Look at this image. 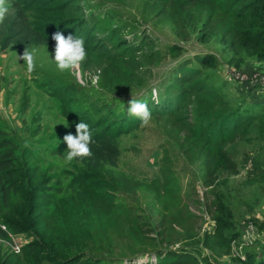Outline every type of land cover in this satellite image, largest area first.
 Segmentation results:
<instances>
[{"label": "rangeland", "instance_id": "rangeland-1", "mask_svg": "<svg viewBox=\"0 0 264 264\" xmlns=\"http://www.w3.org/2000/svg\"><path fill=\"white\" fill-rule=\"evenodd\" d=\"M23 1L8 0L1 28L21 9L29 17L32 5ZM231 1L79 0L98 35L116 30L128 48L101 64L87 53L65 71L54 61L55 45L33 38L27 49H35L36 68L29 72L19 45L3 48L7 37L0 36V125L46 182L47 221L60 219L63 201L80 202L75 176L92 171L104 188L68 230L64 254L77 259L70 264H257L264 255V108L260 91L249 96L234 82L248 77L240 71L246 59H258L238 32L240 4L230 8ZM262 75L252 78L256 88ZM178 97V111L155 107ZM132 98L147 103V125L128 114ZM102 120L114 133L126 125L113 147L92 139L91 157L67 161L63 137L75 135V121ZM32 238L2 226L0 251L22 255ZM28 261L20 260L58 264Z\"/></svg>", "mask_w": 264, "mask_h": 264}, {"label": "trees", "instance_id": "trees-1", "mask_svg": "<svg viewBox=\"0 0 264 264\" xmlns=\"http://www.w3.org/2000/svg\"><path fill=\"white\" fill-rule=\"evenodd\" d=\"M26 1L22 3L25 4ZM27 2L32 5L30 10L27 9V12L30 11L29 17L26 16L25 10L21 9L17 15L18 19L7 30L0 27V36L6 34L7 37L2 45L3 48L16 42L20 50L24 51L33 42V38H37L38 43L55 45L51 33L57 31L65 36L68 34L82 36L86 52L97 64L109 60L117 61L128 48L127 43L116 30L104 36L98 35L101 29L84 17L79 0H28ZM237 3L240 6L235 9L234 19L239 20L240 30L235 29L234 34L238 31L243 36L246 49L253 50L255 59L264 60V0H232L230 8H235ZM35 10L40 17L34 13ZM211 37L212 33H206L202 40L207 42ZM242 58L241 56V62ZM180 100L179 97L176 103L165 100L155 107L165 112L178 111L182 108ZM79 122L75 121L76 124ZM223 122H226V118ZM124 126L126 125L120 124L116 127L117 133H114L102 120L89 126V129L90 132H95L92 139L99 144L97 146L113 147L112 140H117ZM233 126L237 127L236 119L233 120ZM17 150V139L0 125V230L4 226L13 234L28 233L33 236L22 246V255L0 251V264H22L21 259L32 263L40 257L58 264L77 261L64 254L66 247L70 245L68 230L72 227L76 216L83 217L90 214L95 198L102 196L104 188H101L95 180L92 171L75 176L73 183L78 184L83 191L78 193L80 202L74 204V207H69V203L64 201L58 204L56 209L59 211L60 219L51 225L43 211L46 182L36 179L33 168L27 161L21 159ZM14 196L17 197L16 203L12 200ZM92 264L101 263L95 261ZM257 264H264V255L260 256Z\"/></svg>", "mask_w": 264, "mask_h": 264}, {"label": "clouds", "instance_id": "clouds-1", "mask_svg": "<svg viewBox=\"0 0 264 264\" xmlns=\"http://www.w3.org/2000/svg\"><path fill=\"white\" fill-rule=\"evenodd\" d=\"M10 5L8 0H0V24L4 22L9 14ZM51 39L55 41L54 61L60 71L70 70L84 61L87 52L84 47V38L82 36L68 34L65 36L62 32L57 31L52 34ZM27 64V70L32 72L36 68L35 49L29 51L27 48L22 55L18 56ZM127 111L129 115L138 117L142 125H147L151 119V111L146 102L132 98L128 101ZM67 145L65 159L71 162L73 159L80 157H91L92 133L89 125L79 122L75 126V135L67 133L63 137Z\"/></svg>", "mask_w": 264, "mask_h": 264}, {"label": "crops", "instance_id": "crops-1", "mask_svg": "<svg viewBox=\"0 0 264 264\" xmlns=\"http://www.w3.org/2000/svg\"><path fill=\"white\" fill-rule=\"evenodd\" d=\"M241 67L242 68L240 71L247 72L248 77L246 79H240V80L234 79L235 84H238V86H240L241 93H246L249 96H254L256 98H257V94L260 91V95H259L261 102L260 107L264 108V85H260V87L256 88L257 83H254L252 81V78L255 76L257 72H259V70L260 73L264 75V61H258V60L254 61V59H246Z\"/></svg>", "mask_w": 264, "mask_h": 264}, {"label": "built area", "instance_id": "built-area-1", "mask_svg": "<svg viewBox=\"0 0 264 264\" xmlns=\"http://www.w3.org/2000/svg\"><path fill=\"white\" fill-rule=\"evenodd\" d=\"M14 247H15V250H16V251H18V252L21 251V247H22V246L20 247V245L16 244Z\"/></svg>", "mask_w": 264, "mask_h": 264}]
</instances>
